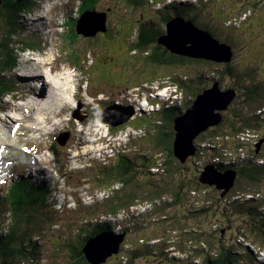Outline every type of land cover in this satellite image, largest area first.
<instances>
[{
  "label": "rangeland",
  "instance_id": "obj_1",
  "mask_svg": "<svg viewBox=\"0 0 264 264\" xmlns=\"http://www.w3.org/2000/svg\"><path fill=\"white\" fill-rule=\"evenodd\" d=\"M35 1L38 5L44 2L43 7H39L38 12L35 11L31 15L25 10L24 15L20 13L18 17V21L21 24L19 25V29L22 32L32 33L33 29L42 25V33L40 34L42 37L40 38L33 34L24 36L16 30L17 35L12 36L11 40L12 47L18 48L16 53H14L16 56L15 66L20 65L23 70H21V72L19 71V74H16L14 67L10 68V70H8L11 71L9 83H12L14 79L16 80L14 88L23 91L22 97H24V102H10V100H8L9 95L6 97L3 96V101L0 102V105H3V107L5 106V108L7 107L6 110L0 112V157H2L0 158V196L5 194V190L11 185L9 184L11 181L19 179L20 177H25L29 185L28 190L31 194L33 193V189L31 188L32 182L35 181L42 184L38 190L45 191L46 189L48 191L47 202H50L48 208L50 210H55V212L50 219L45 220L36 215V209H32L34 211L31 210L24 215V218H28V222L25 225L28 231H24L23 228L20 229V236H23L25 241L23 244L17 243V245H22L27 249L31 245L30 241L34 239L37 241V238H40L38 243L39 253L36 255V260H32L26 257L28 256L27 251L30 250H25L26 252L22 254L25 257H20V261L23 264H72V252L65 246L66 242L70 241L79 248L83 241L84 243L86 241L83 237L91 235L88 229H93L95 224L102 223V220L116 217L117 220L115 219V221H112L115 230H121L123 226L129 228V230L125 231L123 240L125 241V249L136 248L137 240L144 236L149 239V244L154 245L158 249V253L156 250H153L152 254H140L138 257L141 260L138 261V264H203L206 260L204 255L206 253H212L210 251L211 246L212 250L216 251L218 245L221 251L224 247L233 249L234 252H237L241 261L245 260L242 259L243 256L247 257L249 255L250 257H247L246 261L249 263L250 261L253 262L254 255L257 261L261 260V264H264V257L261 259V257L255 254V252L258 251L257 247H255L256 245L253 246V248L249 247V249H251L250 251H248L249 249L247 248V244L251 242L250 237L254 235V233L251 232L252 230L258 235H264V129L261 133L257 132L255 134H250V136H247L249 135L247 134L246 137H249V139L242 137L246 142L245 153H234L233 156L230 153L221 155L229 160L227 163L239 168V170L243 172L238 178V182L243 188H241V190L240 187L237 190L235 188L226 199L215 192L213 189L214 185L201 183L197 192L195 194L191 193L193 195L192 198H190L191 194H182L181 199L174 207L163 205L166 204L168 200H172L171 196L173 195L167 193L165 196L167 198L163 199L165 203L161 202L160 204L163 208L159 205H157L159 207H155L149 203L138 204L137 206H132L128 214L127 211L121 210L117 212L119 214L114 215V217H110L111 211H104V199L108 197L107 195H109L111 190L118 189L117 185H119L117 183L114 186H109L111 181L116 178V174L113 172L118 170L116 165H114L117 157L122 156L126 158L127 154L133 155V151H140L141 156L144 152H147V154L151 156L154 152L160 150L155 149L153 146L155 135L153 132L154 126L151 123L155 122H153V120H148L150 117H148L147 112L140 116L141 118L131 119L113 127L109 130L111 133L110 136L107 137L104 132L112 125L110 121L104 120L101 113L102 110L107 107L105 108L107 110L104 109L105 118L108 120H115L118 113H124L126 111L124 107L130 106L129 103L131 102V98L128 95L135 91L136 86L134 85L143 82L142 85H140L143 86L146 80L151 78L157 79V77L163 75V73L160 72L162 70H159L158 67L153 69L140 61V52L138 50L137 52L134 50L130 51V47L139 33V26L133 27L131 33L129 32L128 26L131 24L132 20L144 27L148 25L154 28L160 25L164 26V16H166L169 11V8H165L164 5L170 0H165V2L156 3L155 5H151L155 3V1H151L149 6L144 7L127 6L122 0H102L97 3L92 10L105 11L107 13L108 33H103L98 37H94L93 35L76 31V34L72 35V37L73 41L76 39L78 40L76 49L80 55L81 61H79V57L77 56L78 65H75L76 69L70 70L67 69V67L74 66V60L71 58L72 55L68 53L72 51L70 48H68L66 52L62 50L63 39L70 26L63 25V22L77 21L76 18L80 17L79 8L86 10L90 0ZM181 1L190 2L189 7L193 8L195 11L202 10L201 7L207 5H202L200 3L199 8H195L193 4L195 0ZM204 1L208 2L207 10L208 8L210 9L211 6L217 10L216 6L212 3L216 1L220 2L221 0ZM197 2H195V4H197ZM225 2L220 4L222 8L226 6L227 3L230 6V2ZM234 3L241 7L240 11L236 12ZM234 3H231L232 7L230 6L232 11L226 15V20L232 19L222 27L225 36H231L228 30L232 31L236 29L237 25H239V28L246 26L240 14L247 10L248 5H244L243 2L240 1H235ZM260 5V10L257 12V19L260 20L262 25L257 27V30L254 31L255 33L251 35L250 39L255 38L258 32L264 33L262 30L264 29V1ZM229 6L228 9L230 10ZM111 8L112 11L110 10ZM70 10L72 18L68 17ZM147 12H149L150 15H148ZM220 12H222V10H220ZM3 15L4 13L0 15V31L4 22ZM40 16H43V19L36 20L38 25L34 26L28 24V22H30V17L32 19H37ZM234 17H240V20H236ZM91 18H101V16L93 14L86 17V19ZM202 18L215 19L214 15H206L205 10L202 11ZM25 20L28 22L24 24L23 22H25ZM246 22H248V20H246ZM219 23L220 21L217 22V25ZM68 34L70 35L69 32ZM188 36H194V31L190 28L189 31H186L183 35V37ZM23 38L29 41L30 44L22 45L18 43V39L22 40ZM35 41H40V45L37 46L36 49H29L27 45H31ZM43 45L44 47L40 49ZM65 45L68 46L70 44L66 42ZM248 48L249 44L246 50ZM59 56L61 58H58ZM55 58L57 59L54 60ZM247 58L248 57L242 59L241 63L237 65V71L240 70L239 73L237 72V78L229 74V78L225 79L231 84L223 87L225 91L230 87L238 89V92L244 89L242 83H239L236 79H244V77L248 75L247 73L249 70L251 72L254 71V79L264 82V59L255 62ZM57 60H62V63L58 64V68L49 64V61L55 63ZM234 60L236 62L238 58H234ZM82 65H85V67ZM203 66L194 68L188 75L178 73L177 77L184 76L185 79L194 78L191 86L195 89L205 86L208 81L204 79L219 78L218 76L216 77L212 71L204 70ZM156 69L159 70V73L158 76L154 78L153 70ZM173 70V68L171 70H164L166 76L162 79H168L167 76L170 75ZM223 75H227V72L224 71ZM46 76H49V78ZM50 78L51 80H58V82L55 83L56 87L63 85L60 92L64 93L66 98H64V103H62L60 107L55 106L54 109L47 110L44 112V115H42L39 114L40 110L37 109V106L45 100V96H39L37 98L38 101L36 99L34 102L33 100L30 102L31 95L28 97L27 92H33L35 88L48 87ZM248 78L252 79L250 75H248ZM135 79H139L138 82L136 81L137 83H135ZM262 82L261 85H263ZM50 90H52V87ZM90 94L94 97L96 96L97 100L104 97V100L99 103L100 110L95 111L94 108L92 110V101L89 100L92 98ZM187 95H190V93L188 92ZM136 96H138V93ZM184 99L185 94H182V100L179 101L182 102L181 109L183 111L185 110L183 108L185 105ZM79 103H81V114L74 116ZM114 104L118 106L114 107ZM29 105L34 106V109L30 110ZM241 105L242 100L237 97L235 101L230 104L228 109L224 110V116L228 119H237L236 114H248L249 111H252L251 107H244ZM143 108L154 112L159 108V105L150 104L148 108H146V105L143 104L141 109ZM257 112L259 113L260 111L258 110ZM9 114L13 119L8 117ZM81 116L83 119H80ZM98 116L102 119V125L97 122ZM254 118L255 120H260L258 117ZM156 121H165L166 128H168V131L170 130V119L168 117H159ZM87 124L88 126L95 125V127L91 128V134L96 133L98 136L104 135L102 137L103 142H96L92 145H88V143L92 142L88 139L87 128L85 126ZM128 127L137 129L136 133L138 134H133L128 139L126 137L127 132H129ZM94 128L96 129L93 130ZM224 128L225 125H219V133H221ZM121 130L125 132L124 136L128 139L127 146H125L124 141L121 142V140H119V132ZM57 131H67L69 133V139L61 147L53 143V136ZM4 135L9 136L5 137ZM206 139L207 138H200L199 141ZM259 143L260 145L258 146ZM33 144L40 147L41 151L39 154L29 147ZM120 144L122 147H118ZM111 146L114 148L113 150H111ZM201 146L207 147L209 145L202 144ZM223 146L233 148L234 144L226 139L225 142L217 146V149H206L203 153L188 158L185 164H190L193 169L197 170L196 172L198 174L203 170L206 164L214 165L216 164L215 162H219L216 155L220 153ZM52 149L57 151L58 155L54 154ZM86 151L95 152L86 154ZM104 152H107L105 156ZM78 153L79 155L76 157ZM33 156L37 161H34L35 164L32 160ZM59 157L60 159L58 160ZM152 159L155 160L154 157H152ZM165 159L166 157L158 159L157 165L152 167V171L158 174L151 177H154L155 182L159 184L161 177L162 182L168 180L170 184L169 188H172V184H174L175 181L166 179L163 169L160 168V163ZM253 160L260 165L259 171L244 173L251 163L255 165ZM12 161H14L13 165L16 164L14 176L6 181L4 178L11 173ZM137 163H139L138 170L143 172V164L139 161ZM157 166H159V168ZM170 169H172V172L170 171L169 177L176 171H179L176 164L170 167ZM25 172L26 174H24ZM143 173H141L140 179L144 183V186L149 185L150 178L146 179ZM248 174L253 178L248 177ZM103 184H105V186L101 187L100 185ZM252 193H254V196L251 195ZM110 197L112 196L110 195ZM251 197L254 200L253 202H245L246 208L254 209V207L257 206V211L255 213L247 210L238 212L233 209L235 207L234 203L241 204L244 198ZM204 207H206V210H202ZM4 208L5 206H0V213L3 216L5 214L8 215L0 218V231L2 229L5 231L12 220V215H9V212L4 210ZM110 208H112V206ZM138 210L147 212L142 213ZM102 211L105 215H99ZM163 213L165 215H162ZM142 218H145L143 222L145 221L148 224H145L142 229H136L133 225V221H141ZM160 219H163V223L159 225V223L156 222ZM30 220L32 223L31 226L36 228L35 231L28 228ZM34 222H38L39 225L36 226ZM141 231L146 232L142 235ZM242 232H246L248 235L244 236ZM196 233H200L204 238L199 241L196 240V237L193 236ZM143 242L145 243L148 241L144 238ZM131 243H133V245H131ZM198 245L201 246V249L198 248ZM161 246H163V251L160 253L159 248ZM123 252L127 253L128 251ZM217 252L218 250L216 253ZM146 256L151 257L146 259ZM237 257H234L235 260ZM211 259L215 258L212 257ZM123 260L124 257L118 254V256H112L111 259L109 258V260L101 264H123ZM11 264L17 263L11 262Z\"/></svg>",
  "mask_w": 264,
  "mask_h": 264
},
{
  "label": "trees",
  "instance_id": "obj_2",
  "mask_svg": "<svg viewBox=\"0 0 264 264\" xmlns=\"http://www.w3.org/2000/svg\"><path fill=\"white\" fill-rule=\"evenodd\" d=\"M102 0H90V3L88 4V7L86 9H94L97 3H99ZM127 6H135V7H144L149 6L151 4L150 2H154L151 5H155L157 0H122ZM230 2V6L232 7L231 3H234L235 1L243 2L244 5H248L247 10L240 14L243 21L245 22V27L239 28V25H237L236 29L234 30H228L231 33V36H225L224 29L222 27L225 26L232 18L229 20H226V15L230 11H232L231 7L227 3L226 6L223 8L221 7V3L223 2ZM264 0H221L213 2L217 8L214 9L213 6L207 10V6L201 7L202 10L195 11L193 8L189 7L190 2L185 1L182 2L179 6L183 5V9H179L174 13V10L172 7L166 4V7L169 8L168 13L166 16H164V26H156L157 28L143 25H138L136 22H131V24L128 26L129 32L133 31V27L139 26V33L136 37V39L133 41L130 51H136L139 53V60L142 61L144 64H147L150 68L158 67L159 70H162L160 72L163 73V78L166 76V73L164 70L166 69H174L171 71V74L167 77H172L173 82L178 84L180 90L183 91V94H185L184 103L185 105L183 108L186 110L189 106L193 105L195 102V99L197 98V92L194 90V87H191L189 84H186L181 86V83L179 79L180 77L176 78L177 72L179 74H186L188 75L194 68L203 66L204 70L206 71H212V73L220 79L219 84L220 87H226L229 83L225 80L226 78H229V74L234 75V77L237 78V74L239 73L237 65L241 63L242 59H252L255 62H258V60L264 59V33L256 34L255 38L250 39L251 35L255 33L254 31L257 30L258 26H261L262 23L260 20L257 19V12L260 10L261 3ZM201 3V0L197 2V4H194L195 8H199V4ZM226 3V2H225ZM38 7V4H36L35 0H1L0 4V13L3 14V25L1 27L0 31V102L3 100V96H8L12 91L9 87V79L11 78L10 75V68L15 66L16 62V56L14 53L18 50V48L12 47V36H16V30L18 33L22 34H30L28 32H22L19 29V25H21L18 21V17L20 13H24V10L27 11V8H30L32 6ZM230 10L228 9V6ZM223 6V5H222ZM234 8L236 9V12L240 11L241 7L238 6L236 3H234ZM81 14L85 11L83 8H79ZM112 11V8L110 9ZM205 10V14H210L211 16L214 15L215 19H203L202 18V11ZM222 10V12H220ZM0 14V15H1ZM148 15L149 12H147ZM180 17L184 19L187 22L192 23L195 25L200 31L205 33L206 35H209L211 37H214L216 39H219L222 41L223 44L226 45V47H229L233 51V58H231L230 61H215L212 59H208L205 57H199V56H190L185 54H180L178 52H174L171 50V48H168L166 45L159 43V39L167 33L168 25L167 23L171 20L172 16ZM68 17L72 18L71 16V10L68 15ZM236 20H240V17H234ZM22 19V18H21ZM78 21L79 18H76ZM248 20V22H246ZM23 21V20H22ZM77 21H67L65 22V25L70 26L68 28V32L70 35H67V38L64 42L65 48H70L71 52V58L74 60V65H78L77 61L79 56L76 46L78 43V40L73 41L72 35L76 34L77 28L76 24ZM220 21V23L217 25V22ZM21 22V21H20ZM26 23V20H25ZM17 28V29H16ZM259 30V29H258ZM264 31V29H262ZM67 32V33H68ZM106 34L108 33L107 25L105 31H98L96 34H94V37H98L100 34ZM34 39V38H32ZM77 41V42H76ZM66 42H69L70 45H65ZM16 43V42H15ZM18 43H21L22 45L30 44L29 41L26 39L19 40ZM39 42L35 41L30 46L33 47V49H36L35 47ZM249 44V48L246 50L247 45ZM59 58H61L59 56ZM234 58H238V61L234 60ZM57 58H55L56 60ZM80 61V58H79ZM58 63H62V60H57L53 64V66H57ZM84 66V65H82ZM209 68V69H208ZM226 71L227 75H223V72ZM253 71V70H252ZM141 72V71H140ZM238 72V73H237ZM254 72V71H253ZM253 72L249 70L247 73L252 77V79L248 78V75L244 77V79H236L238 82L242 83L244 89H241L239 91V94L236 95L230 102L233 103L235 99L238 97L240 100H242V105L244 107H251L252 111H249L247 113H238L236 114L237 119H228L224 116V110L228 109L230 104L223 109L219 110V112H222L223 119L218 124L209 125L205 130L201 131L197 136H195L193 143L196 146L195 153L192 155H189L188 158H191L193 156H197L201 153H203L204 150L210 149L215 150L217 149V146L222 144V142H225L226 139L231 141L232 144H234L233 148H227L226 152L229 153V151H246L245 148V139H249L250 134L255 133H261V131L264 129V82L258 81L257 79H254ZM194 79V78H192ZM261 82L263 85H261ZM210 84L208 81L205 85ZM15 87V86H14ZM190 93V95H187V93ZM184 96V95H183ZM243 99H242V98ZM182 106V102H181ZM181 106L178 104H175L172 107L164 108L163 111V117H168L170 119L169 125L170 130L168 131L167 126L165 125V121H156L153 120L155 123H151L154 126V139H153V146L155 149H160L157 152H154L151 156L147 154V152H144L142 156H133L130 154H127V158L120 156L117 160L116 167L118 168L117 171H114L113 173L116 174V178L111 181V186L117 185L118 189H113L109 193L108 197L104 199L105 202V210L104 211H111V216L114 217V215H118L121 210L127 211V214L132 206H137L138 204H152L155 207H159L161 202L165 203L163 199H166V194L170 193L173 196H171L172 200L166 202V204H163L165 206L174 207L179 200L181 199L182 194H195L197 192V189L200 187V184L203 183L200 180L201 172L197 174V170L193 169L190 164H185L188 161V158L185 162H182L180 158L175 154L174 152V141L176 139V129L174 126V119L177 116H180L182 114ZM181 109V111H179ZM260 111L259 113L257 111ZM254 117L260 118V120H255ZM263 120V121H262ZM219 125H225V128L222 130L221 133H219ZM145 136V133H144ZM241 136V137H240ZM244 137V138H242ZM200 138H207L206 140L199 141ZM217 143V144H216ZM56 144V143H55ZM209 145L207 147H202L201 145ZM57 145V144H56ZM212 145V146H211ZM53 150V149H52ZM256 151V150H255ZM54 152V150H53ZM222 155L221 151L219 153ZM220 155H217L216 158L220 159ZM152 157L155 158V160L152 159ZM161 157H166L165 160H163L160 164V168L163 169V172L165 173V178L169 180L175 181L174 184H172V188H169L170 184L168 183V180H164L162 182V177L160 179V184L155 182L154 177L158 173H155L152 171V167H155L157 165L158 159ZM258 157V156H257ZM256 158V157H255ZM141 162L143 165V172L138 170L139 163ZM229 160L227 158H222V160H219V162H215L214 164L219 170L224 171L227 169H237L239 168L234 167L230 163H227ZM254 161V160H253ZM255 162V165L251 163L249 168H247L246 172L248 173L251 171H259V164ZM227 163V164H226ZM176 164L179 168V171H176L170 176V171L172 172V169L170 167H173V165ZM181 164V165H180ZM159 168V166H157ZM263 167V166H262ZM143 173V176H145L146 179L150 178L149 185L144 186V183L140 179V175ZM248 177L250 175L248 174ZM239 176H236V180L234 183V186L232 189L229 190L225 195H222L223 188H217L216 186H213V189L217 194L222 196V198H227V196L231 193L232 190L236 188L240 190L243 188V186L238 182ZM250 178H253L252 176ZM121 186V187H120ZM28 183L25 178L22 180L15 179L12 181L11 185L6 188L5 194L3 196H0V206H5L4 210H7L9 212V215H12V224L9 223L8 227L3 231V229L0 231V263L2 264H11V262H15L17 264H23L20 261V257H25L22 255L25 253V250L27 251L28 256H26L28 259L36 260V255L39 253V239L37 238V241L32 240L31 245L29 248H24L22 245H17V243H24V237L20 236L21 231L20 229L23 228L24 231H28V229L25 228V225L28 222V218H24V215L27 214L32 209H36L37 213L36 215L38 217H41L42 219H50V217L54 214L55 210H50L48 208V205L50 202H47L48 200V191H39L38 189L41 187V184H38L36 182L31 183V188L33 189V193L31 194L28 190ZM190 195V198H192L193 195ZM110 195L112 197H110ZM245 195V194H244ZM254 196V193L251 194ZM254 199L251 198H244L240 203H234L235 207L233 208L235 211L238 212H244L245 210L249 212L255 213L257 210V206L253 208H246V203L253 202ZM246 202V203H245ZM237 204V205H236ZM245 204V206H244ZM159 205V206H157ZM162 205V206H163ZM112 206V208H110ZM226 206V205H225ZM161 207V206H160ZM163 208V207H161ZM206 210V207L202 208V210ZM39 210V211H38ZM34 211V210H32ZM140 211V210H138ZM142 213H146L147 211H141ZM141 214V213H138ZM8 214H5L4 216L0 213V218L6 217ZM101 215V213H99ZM148 215V214H147ZM162 215H165L164 213ZM116 217L102 221V223H97L93 227V229H88V232L91 234L90 236L98 233L102 230H114L113 222L115 221ZM137 219V218H136ZM135 219V220H136ZM14 220V221H13ZM117 220V219H116ZM145 218H142L141 221L136 220V222L133 221V225L136 229H142L145 224H148L147 222H143ZM156 223L162 224L163 219H160ZM11 224V225H10ZM36 226L39 225L38 222H34ZM31 220L29 221L28 228H31V230H36L33 226H31ZM126 230H129L127 226H123L121 230H117V233L125 232ZM146 231H141V234L145 233ZM254 233V235L251 238L250 244H247V248H253V246L257 247L258 251L255 252V254L259 257H264L262 255V251L264 250V235H258L254 230L251 231ZM19 233V235H18ZM24 233V232H23ZM35 233V232H34ZM193 233V232H191ZM244 236L248 235L246 232H242ZM37 234V233H35ZM38 235V234H37ZM88 236V237H90ZM193 236L196 237V240H201L204 238V236H201L200 233H196ZM86 237V239L88 238ZM243 237V236H241ZM144 238L148 242H143ZM157 238V237H154ZM84 239V237H83ZM85 239V240H86ZM136 248L133 250V252L139 256L143 253V255L152 254L153 250L158 253L157 247L154 245L149 244V239L147 237H140L137 240ZM124 242H122L121 247L117 253L112 254L108 257L111 258L112 256H118V254H121L124 257V260L122 261L123 264H133L132 257L129 253H124L123 251H128L129 249L124 248ZM241 244V243H240ZM133 245V244H131ZM71 252V263L72 264H92L89 262V260L86 258L84 252L82 251V248L84 246V241L82 245L78 248L75 244H71L70 241L66 242L65 245ZM141 246V247H139ZM75 247V248H74ZM198 248L201 249V246L198 245ZM246 248V247H245ZM246 248V249H247ZM218 254L216 251L212 250V246L210 248V251L212 253H206L205 256V262L203 264H261L262 261H257V259L254 258V261H246V258L250 257L249 255L247 257L243 256L242 259H245L244 261H241L237 252H234L233 249L230 247H224L221 251L220 246L218 245L217 248ZM247 249V250H248ZM143 250V251H142ZM160 253L163 251V246L159 248ZM249 249L248 251H250ZM142 251V252H141ZM75 253V254H74ZM164 254V252H163ZM215 255V256H214ZM237 257L235 260L234 257ZM151 256H146V259L150 258ZM214 257L215 259H211ZM129 258V261L127 259ZM264 259V258H263ZM106 260V261H107ZM127 261V262H126ZM121 264V263H119Z\"/></svg>",
  "mask_w": 264,
  "mask_h": 264
},
{
  "label": "water",
  "instance_id": "obj_3",
  "mask_svg": "<svg viewBox=\"0 0 264 264\" xmlns=\"http://www.w3.org/2000/svg\"><path fill=\"white\" fill-rule=\"evenodd\" d=\"M93 14L99 15L101 18L86 19L87 16ZM106 19L107 13L104 11L86 10L77 21V30L88 35H94L101 30L105 31ZM170 21L172 23H169ZM170 21L167 23V33L159 39V43L180 54L205 57L215 61L228 62L231 60L232 51L226 45L200 32L195 26L180 17H174ZM189 28L194 31V36L183 37L186 31L179 34V29L189 30ZM236 95L237 90L231 87L226 91L217 85L214 88L205 89L197 95L194 104L188 107L182 116L174 119L176 129L174 152L182 162H185L189 155L195 153L196 146L193 143L195 136L209 125L218 124L223 119V114L219 110L225 109ZM124 108L126 111L118 113L115 120H108L104 117L105 120L110 121L114 126L128 121L134 113V108L132 106ZM74 115L76 116V114ZM68 136L67 132L60 133L57 136L59 144H65ZM236 176L237 172L234 169L221 171L215 165L206 164L201 172L200 180L208 185L223 188L222 195H225L234 186ZM124 237L125 232L102 230L86 239L82 251L89 262L101 264L109 256L119 251Z\"/></svg>",
  "mask_w": 264,
  "mask_h": 264
},
{
  "label": "bare ground",
  "instance_id": "obj_4",
  "mask_svg": "<svg viewBox=\"0 0 264 264\" xmlns=\"http://www.w3.org/2000/svg\"><path fill=\"white\" fill-rule=\"evenodd\" d=\"M41 2V1H40ZM43 4H44V2H42ZM43 4H41V5H38V7H36L37 9H36V12H38V9H39V7L40 8H42L43 7ZM61 4H65V3H61ZM23 15H24V13H23ZM39 19H43V16H40V17H38L37 19H35V18H29V21L30 22H28L27 20H26V22H28V24L29 25H38L36 22V20H39ZM73 19H75V18H73ZM169 23H172L171 21L169 22ZM55 24V23H54ZM77 25V24H76ZM76 28H77V26H76ZM34 30V29H33ZM32 30V31H33ZM180 30V32H179V34H183V32L184 31H189L188 29H186V30H181V29H179ZM77 32H79L78 30H77ZM84 33V32H83ZM30 34H37V33H30ZM45 42V41H44ZM46 44V43H45ZM44 44V45H45ZM52 44V43H51ZM59 58V57H58ZM55 60V59H54ZM38 64V63H37ZM49 64H51V65H53L54 63H51V61H49ZM58 64H60V63H58ZM66 65V64H65ZM34 66H36V65H34ZM56 68H58V65L57 66H55ZM37 69H39V68H37ZM54 69V68H53ZM21 70H23L22 69V67L20 68V72H21ZM41 71V70H40ZM36 72V71H35ZM34 72V73H35ZM23 73V72H22ZM22 73H21V75H22ZM37 73V72H36ZM45 73V72H44ZM65 73V72H64ZM67 73V72H66ZM38 74V73H37ZM62 75V74H61ZM37 76V75H36ZM45 76V75H44ZM46 77H48L49 78V76H46ZM68 77H69V75H68ZM37 78V77H36ZM55 78V77H54ZM39 80V79H38ZM64 80V79H63ZM138 82V80H135V83H137ZM38 82V81H37ZM43 82V81H42ZM58 82V80L57 79H53V80H51V78L49 79V81H48V87H41V88H39V89H34L33 90V92H27V96L29 97L30 95H32L33 97H31V99L29 100L30 102H31V100H33V102H34V100H36L39 96H45V100L44 101H39V102H41L38 106H37V109H39L40 110V112H39V114H42V115H44V112L45 111H47V110H51V109H54V107L55 106H57V107H60L61 106V104L62 103H64L63 101L65 100L64 98H66V96H64V93H62V92H60V89L62 90V86H60V87H56V85H55V83H57ZM64 82V81H63ZM18 83V82H17ZM39 83V82H38ZM60 83H62V82H60ZM45 84V83H44ZM64 84V83H63ZM47 85V84H46ZM45 85V86H46ZM71 85V84H70ZM69 85V86H70ZM51 87H52V90H50L51 89ZM82 87V86H81ZM59 90V91H58ZM70 90V89H69ZM72 93V92H71ZM138 96H139V94H138ZM80 97V96H79ZM26 99V98H25ZM37 101H38V99H37ZM31 104V103H30ZM33 104V103H32ZM66 104V103H65ZM89 104V103H88ZM85 105V104H84ZM65 106V105H64ZM67 106H68V104H67ZM90 106V105H89ZM5 107V106H4ZM29 107H30V110L31 109H34V106H32V105H29ZM69 108V107H68ZM90 108V107H89ZM73 109V108H72ZM88 109V108H87ZM53 111V110H52ZM63 112V111H62ZM65 112V111H64ZM88 112V111H87ZM46 116V115H45ZM57 116H59V115H57ZM56 116V117H57ZM9 117V116H8ZM29 117V116H28ZM18 119V118H17ZM23 119V118H22ZM44 119V118H43ZM71 120V119H70ZM41 124V123H40ZM81 124V123H80ZM102 129V128H101ZM56 133H59L58 131L56 132ZM56 133H54V134H56ZM5 136V135H4ZM3 136V137H4ZM9 136V135H8ZM8 136H5V137H8ZM104 135H101L100 136V139H103L102 137H103ZM6 139V138H5ZM3 140V139H2ZM5 141V140H4ZM7 144H9V143H7ZM13 144V143H12ZM183 144V143H182ZM11 146V145H10ZM3 152H5V151H3ZM0 158H2V157H0ZM3 160V159H2ZM32 160H33V163H34V161L35 162H37L36 161V158L33 156L32 157ZM35 164V163H34ZM24 174H26V172L24 173ZM29 177H31L29 174H27ZM33 180H34V177H33Z\"/></svg>",
  "mask_w": 264,
  "mask_h": 264
},
{
  "label": "flooded vegetation",
  "instance_id": "obj_5",
  "mask_svg": "<svg viewBox=\"0 0 264 264\" xmlns=\"http://www.w3.org/2000/svg\"><path fill=\"white\" fill-rule=\"evenodd\" d=\"M161 2H165V0H157L156 1V3H161ZM182 2H181V0H172L170 3H168L167 5H169L170 7H172L173 8V10H174V13L177 11V10H179V9H183V5L182 6H179L180 4H181ZM164 7L165 8H168V7H166V5H164ZM105 12V11H104ZM172 16H174V15H172ZM175 17V16H174ZM174 17H172V18H174ZM171 18V19H172ZM187 22V21H186ZM106 23H107V19H106ZM190 23V22H189ZM192 24V23H191ZM193 25V24H192ZM155 68V66L153 67V69ZM154 71V73H153V77L154 78H156L157 76H158V73H159V70L158 69H156V70H153ZM179 72V71H178ZM178 72H177V76H178ZM186 75V74H185ZM177 76H176V78H177ZM163 78V76H159V77H157V79H162ZM170 78H172V77H168V79H170ZM135 80H137V79H135ZM139 80V79H138ZM155 81V79H153V78H151V79H148V80H146L145 82H144V85L143 86H140V85H142V83H140V84H137V85H134V86H136L135 88V91L133 92V93H131V94H129V95H132V98H131V101H132V103H133V106H134V108H135V111H134V113H133V116H131L130 118H129V120H134V119H137L138 117H137V115H138V113H137V101H136V99H137V97L138 96H136V94L138 93L139 95H141V94H143V92H144V88L145 87H147L148 85H147V81L148 82H152V81ZM204 80H207V81H209L210 82V84H208V85H205V86H202V87H200V88H198V89H195L194 88V90L197 92V95L199 94V93H201V92H203L204 91V89H208V88H214L216 85L219 87V88H221V89H223V90H225V88H222V87H220V84H219V81H220V79H204ZM171 81H173V79H171ZM179 81H180V83H181V86H183V85H185L186 86V84H185V82L187 83V84H189L190 86H191V83L194 81V79H192V78H188V79H179ZM230 84V83H229ZM12 85H14V84H9V87H12ZM231 85V84H230ZM207 86H209V87H207ZM192 87V86H191ZM231 88H234V87H231ZM235 89V88H234ZM237 91H238V89H236ZM11 91H12V88H11ZM91 93V92H90ZM91 95V94H90ZM22 96V95H21ZM91 97H93L92 95H91ZM98 105H97V103L94 101V102H92V105H91V108H92V110H93V108H94V110L95 111H97V109H98V107H97ZM74 132V131H73ZM74 135L76 136V134L74 133ZM57 136V134H55L54 136H53V139H54V141H55V137ZM69 139V138H68ZM133 153H134V155L133 156H139V152L138 151H133ZM126 158H127V156H126ZM235 171H237V174H238V176H240V174H242L243 172L242 171H240V170H237V169H234ZM101 187H104L105 186V184H103V185H100ZM109 186H111V184L109 185ZM108 186V187H109ZM121 187V186H120ZM118 188V187H117ZM140 211H144V210H140ZM108 215V214H107ZM127 231V230H126ZM71 244H73L72 242H71ZM125 244V243H124ZM131 244H133V243H131ZM75 248V247H74ZM135 249H137V248H135V247H133V248H130L129 250H128V253H129V258H130V255H131V257H132V261L134 262L133 264H138V261H140L141 259H139V257L133 252V250H135ZM142 252V251H141ZM114 257V256H113ZM112 258V257H111ZM110 258V259H111ZM129 258L127 259V261H129ZM126 261V262H127Z\"/></svg>",
  "mask_w": 264,
  "mask_h": 264
},
{
  "label": "clouds",
  "instance_id": "obj_6",
  "mask_svg": "<svg viewBox=\"0 0 264 264\" xmlns=\"http://www.w3.org/2000/svg\"><path fill=\"white\" fill-rule=\"evenodd\" d=\"M172 0H170L168 3H170ZM197 1H199V0H195L194 1V4H195V2H197ZM181 2H183V1H181ZM168 3H166V4H168ZM201 4L202 5H206V4H208V2H206V1H204V0H201ZM92 10V9H91ZM79 18V17H78ZM24 24H25V22H23ZM193 26H195V25H193ZM196 27V26H195ZM197 28V27H196ZM198 29V28H197ZM199 30V29H198ZM200 31V30H199ZM200 32H202V31H200ZM203 33V32H202ZM209 36V35H208ZM210 38H211V36H209ZM214 38V37H213ZM216 39V38H215ZM216 40H218L221 44H223L222 43V41L221 40H219V39H216ZM40 45V42L35 46V47H37V46H39ZM225 45V44H224ZM44 47V45L40 48V49H42ZM232 51V50H231ZM68 54H71V53H68ZM79 58H80V55L78 56ZM232 58H233V51H232ZM80 61H81V59H80ZM75 66V65H74ZM74 66H69V67H74ZM18 67L19 68H21V66L20 65H18ZM84 67H85V65H84ZM16 70V74H19V72L18 71H20L19 69H15ZM10 75H11V71H10ZM181 79H185L184 78V76H179ZM178 78V77H177ZM11 79V78H10ZM171 79H173V78H170V79H158V80H160L159 82H162V86L164 87V88H167V95H166V97H165V104L164 105H162V108H161V111H160V118H165V117H163V111H164V108H167V107H172V106H174L175 104H178L179 106H181V101H179V100H182V94H183V91L182 90H180V88H179V86H178V84H176L175 82H173V81H171ZM15 82H16V80L14 79V81L12 82V83H8V84H15ZM155 81L153 80L152 82H149V83H154ZM168 86V87H167ZM28 89V88H27ZM205 90V89H204ZM20 91H22V90H16L15 92H11L10 94H9V97H8V100H11L12 102L13 101H15V102H17L18 100V97L20 96V95H22V93H23V91L22 92H20ZM145 91V90H144ZM131 93H133V92H131ZM131 93H129V94H131ZM163 94L165 95L166 93L163 91ZM237 94H239V92L237 91ZM140 97H141V95H139ZM6 97V96H5ZM142 98V97H141ZM3 101V100H2ZM190 107V106H189ZM181 108H182V106H181ZM7 109V107L5 108V107H3V105H0V112H2V111H4V110H6ZM179 111H181V110H179ZM185 111L186 110H184V111H182V114L180 115V116H182L184 113H185ZM180 116H177V117H180ZM177 117H175V118H177ZM113 126L114 125H112L110 128L112 129L113 128ZM212 146V145H211ZM226 150H227V148L225 147V146H223L222 147V150H221V153H222V155L223 154H228L227 152H226ZM229 153L233 156V154L234 153H238V154H240V153H244V151H238V152H236V151H234V150H231V151H229ZM219 155V154H218ZM217 156V155H216ZM120 156H118L117 157V160H118V158H119ZM222 158H224L223 156H221L220 155V159H218V160H222ZM117 160H116V162H117ZM115 162V164L114 165H116L117 163ZM231 169H234V168H231ZM85 192V191H84ZM108 196V195H107ZM115 230V229H114ZM117 230H115V232H116ZM86 239V237H84V240Z\"/></svg>",
  "mask_w": 264,
  "mask_h": 264
}]
</instances>
